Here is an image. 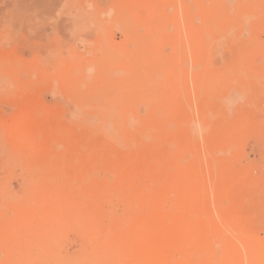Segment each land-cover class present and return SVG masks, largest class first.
Wrapping results in <instances>:
<instances>
[{
  "label": "rangeland",
  "instance_id": "374dc122",
  "mask_svg": "<svg viewBox=\"0 0 264 264\" xmlns=\"http://www.w3.org/2000/svg\"><path fill=\"white\" fill-rule=\"evenodd\" d=\"M156 187L264 264V0H0V264H114Z\"/></svg>",
  "mask_w": 264,
  "mask_h": 264
},
{
  "label": "bare ground",
  "instance_id": "6f19581e",
  "mask_svg": "<svg viewBox=\"0 0 264 264\" xmlns=\"http://www.w3.org/2000/svg\"><path fill=\"white\" fill-rule=\"evenodd\" d=\"M3 132L7 136L12 137V139L15 141V143L19 147H21V149L24 151L25 155H27V156L32 155L33 151L31 150V138L29 136H27L28 131H27L25 125H23L22 120L18 121L17 123L8 124L7 126H5ZM45 157H46V155L42 156L43 159ZM136 161L137 162H135V165L137 167L139 166L138 168L143 169V168H145L146 165H156V166H152L155 168V167H157V164L159 163V158L157 155H155L153 157H150L148 160L145 159V160L141 161L142 164H141L140 160H136ZM130 162H131V160H130ZM115 165L116 164L114 163V167H115ZM119 165H118V167H119ZM126 166L124 167L125 169L127 168ZM44 167H46V164L44 165ZM47 167H49V166L47 165ZM118 167L116 165L117 169H118ZM52 168L54 169L53 166H52ZM124 168H123V170H124ZM123 170L119 172V175L120 174L122 175V173L125 172V170H124V172H123ZM126 172H127V169H126ZM136 174H137V171H136V173H135V171L133 172V174L131 173L132 176L133 175L135 176ZM138 176H141V175H138ZM141 177H139V179H141ZM142 184L144 185V183H142ZM153 189H154V191L152 193H146L144 200H142V201H144L143 202L144 206H146L142 216L138 214L140 212H138V213L134 212V214L137 213V215L140 216V219L137 216V220L134 219L135 221H130V224L128 222V224H129L128 226L126 223L129 219L125 220L127 218L126 217H125V219L123 218V220H125L126 222H124L122 220V218L120 219L121 220L120 224H122L124 222V225L127 227L125 228V230H123L124 235H123V231L121 233L123 235L122 238H120L121 235L118 234V235H120L119 239H118L119 242L117 241L118 242L117 255L119 258H118V262L115 261L114 264H116V263L117 264H189L190 263L189 255H188L189 249L199 251L198 253L200 256L201 255L205 256L206 254L208 255L207 257L202 258V262L200 264H243L242 257L235 250L236 245L233 242L231 243V242H228L226 240H223L221 238V235L209 234L206 232L205 229H202L204 226H207L209 221H206V220H199L198 222L186 221L187 222L186 226L188 228L193 227L192 230L195 231L194 233H183V232L180 233L179 232L180 227H179L178 223H174L170 227L165 226V222H164L165 214H164L162 200H161L162 199L161 198V188L156 187ZM123 191H126V189L124 190V188H123ZM142 197H143V195H142ZM188 204H190V208H192V209L196 208V204H194L193 202L188 203ZM48 206H49V201H48L47 206H45V207H47V210H49V211L46 214L45 213H41V214H43V216L48 215L49 219L48 218L47 219L49 221L50 220V210H51V208H52V210H54V207L52 206L49 209ZM64 209L62 211L65 213ZM37 210H39V209H36V211ZM56 210H58V209H56ZM36 211L34 210V214H31L29 212V215L30 214L32 215V216L30 215V221H31V217H33L39 213L38 212L36 214ZM54 212H58V211H54ZM67 214H66V216H67ZM29 215H28V217H29ZM40 216H42V215H40ZM62 216H64V215H62ZM129 216H130V214H129ZM129 216H128V218H129ZM95 217L98 218L97 216H95ZM176 217H177V215L174 217V221H175ZM43 218L44 217H41V220H43L42 223L43 222H44V224L47 223L46 222L47 219L46 218L43 219ZM90 218L92 219V217H90ZM91 219H89V221ZM111 219H113V217ZM114 219L117 220V218H114ZM114 219L112 220V222L110 221L109 223H111L114 230H116L113 222L115 224H117L118 228H119V225H118V223H116L117 221ZM94 221H95V219H92L93 223H94ZM99 221L100 220H98V223H99ZM65 222H67V221H65ZM79 223H80V221H79ZM98 223L96 222L95 225H97ZM104 223H106V222L104 221ZM111 224H109V228L107 230L110 231V233L112 232L113 233L112 235L115 237L116 231H113V228L111 231V229H110ZM91 225H93V224H91ZM104 225L106 227L107 224H104ZM82 227H83V225H82ZM101 228H103L102 224H101ZM118 228H117V230H118ZM120 229H121V227H120ZM56 230H58V229H56ZM84 230H86V229H84ZM99 230L103 231L102 229H99ZM100 231H98V232H100ZM104 231H105V228H104ZM120 231L118 233H120ZM114 232H115V234H114ZM93 236H94V234H93ZM100 236H101V234H100ZM101 237H104L103 232H102ZM116 239H117V236H116ZM88 241H90V240H88ZM95 241L93 240V242H95ZM103 241H104V238H103ZM109 241L110 240H107L108 244H109ZM225 241L229 243L228 248H225V246H223V244H222ZM226 242H225V244L228 245ZM95 243H96L95 245H97L98 242H95ZM113 250L115 251V249H113ZM114 255H115V253H114ZM112 256L113 255H111V259H113ZM107 257L108 256H106V258ZM101 258L103 260V257H101ZM91 259H92V257H91ZM121 259H122V263L120 261ZM102 260H101V262H102ZM119 261H120V263H119ZM111 262L113 263L114 261H110L109 263L111 264ZM94 263L96 264V261ZM103 264H104V262H103Z\"/></svg>",
  "mask_w": 264,
  "mask_h": 264
}]
</instances>
